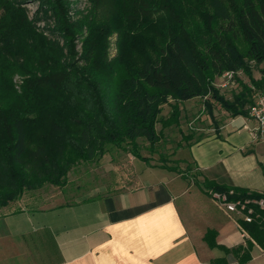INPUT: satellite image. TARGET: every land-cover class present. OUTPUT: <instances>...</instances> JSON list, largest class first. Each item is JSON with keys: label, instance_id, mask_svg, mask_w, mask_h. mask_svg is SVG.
<instances>
[{"label": "trees", "instance_id": "1", "mask_svg": "<svg viewBox=\"0 0 264 264\" xmlns=\"http://www.w3.org/2000/svg\"><path fill=\"white\" fill-rule=\"evenodd\" d=\"M138 1L141 10L127 19L153 17L164 23L169 34V42L153 58L138 62L120 54L109 58L108 35L100 26L98 35L89 31L84 38L76 64L67 63L70 58L58 50L64 47L52 44L56 50L46 51L36 44L37 51H32V41L44 39L21 35L32 38L20 53L23 61L15 63L24 79L18 88L7 75L4 83L0 81V208L44 184L60 187L72 167L103 154L105 145L143 139L154 146L159 141L155 124L169 98L184 102L204 96L211 91L212 79L224 73L243 71L249 76L245 60L264 65V0H209L208 38L179 30L182 18L173 7L176 0ZM115 9L116 17L126 20L122 9ZM54 12L62 23L64 13L58 8ZM213 19L220 22L223 35L211 28ZM62 37L71 52L76 35ZM260 73V83L251 80L257 89L264 86V68ZM247 93L243 88L220 104L233 118H246ZM204 188L226 195L229 202L249 200L251 222L238 221L250 238L245 246L227 249L216 244L214 232L204 236L210 248L223 253L210 264H228L227 255L234 257L235 264H246L251 241L264 248V207L257 204L260 200L264 204V194L212 182Z\"/></svg>", "mask_w": 264, "mask_h": 264}, {"label": "crops", "instance_id": "2", "mask_svg": "<svg viewBox=\"0 0 264 264\" xmlns=\"http://www.w3.org/2000/svg\"><path fill=\"white\" fill-rule=\"evenodd\" d=\"M254 128L234 117L188 146L202 181L264 194V146ZM111 150L72 168L86 183L77 182L70 201L43 191L0 208V264H210L223 253L207 245L206 232L227 249L250 240L242 218L225 212L205 186ZM251 242L246 264H264V248ZM226 261L236 263L232 255Z\"/></svg>", "mask_w": 264, "mask_h": 264}, {"label": "rangeland", "instance_id": "3", "mask_svg": "<svg viewBox=\"0 0 264 264\" xmlns=\"http://www.w3.org/2000/svg\"><path fill=\"white\" fill-rule=\"evenodd\" d=\"M139 5L138 0H97V2L94 0H0V81L4 83L7 75L11 77L15 88H18L24 79L20 69L15 68V63L23 61L20 53L32 38L21 35H41L40 37L45 40H33L32 51H37L36 44L46 51L50 48L56 50L55 46H51L52 44L64 47L58 50L65 58H70L67 63L76 64L84 38L89 35V31L90 35H98L97 27L100 26L103 28L101 32L108 35L109 58L120 54L121 58L127 57L133 62H138L141 58L155 57L157 51L169 42V34L164 23L153 17L141 20L127 19V16L139 13L142 8ZM116 7L122 9L127 21L116 17L114 13ZM173 7L182 18L179 28L181 32L185 29L189 35H198L200 38H208L207 36L211 35L210 27L206 23V16L212 12L209 0H176ZM57 8L64 13L62 23L54 12ZM164 21L166 22L167 18ZM210 26L215 33L223 35L220 22L213 19ZM62 35H76L71 52L66 48ZM244 62L249 76L243 71L232 76L224 73L212 79L211 91L204 96L184 102H175L169 98L167 103L162 105L155 124L159 141L154 146H149L143 139H137L133 144L126 142L121 146L105 145L103 153L106 149H112L113 152L121 149L123 153L131 155L136 153L151 164L173 169L176 174L185 178L190 186L193 183L201 189L207 182L202 181L189 160L188 146L210 137L217 132L220 125L233 118L222 108L221 101H229L233 95L242 93L243 88H247L249 93L245 95L244 109H248L253 97L264 93V86L257 89L251 82V80L256 83L261 82L260 70L264 65H256L248 60ZM213 92L216 100L212 99ZM99 155L97 154L96 157ZM71 170L60 187L44 184L39 189L25 191L20 198L23 195L39 194L43 191L48 195L61 191L68 194L65 200L70 201L72 199L70 194H76L77 182L82 180V178L76 179ZM85 181L86 178L81 183H86ZM209 191L212 192L211 189ZM244 202L249 200L242 203ZM232 215L235 220L242 218L239 214Z\"/></svg>", "mask_w": 264, "mask_h": 264}, {"label": "built area", "instance_id": "4", "mask_svg": "<svg viewBox=\"0 0 264 264\" xmlns=\"http://www.w3.org/2000/svg\"><path fill=\"white\" fill-rule=\"evenodd\" d=\"M227 76H232V73H226ZM247 118L255 123L254 136L264 146V93L255 95L251 105L247 109ZM221 208L227 213H235L242 216V220L246 223L251 222L252 209L246 208L249 202L241 203L240 201L229 202L224 194L213 193ZM260 208L264 207L263 201L257 202ZM242 231V230H241ZM243 235H246L242 231Z\"/></svg>", "mask_w": 264, "mask_h": 264}]
</instances>
